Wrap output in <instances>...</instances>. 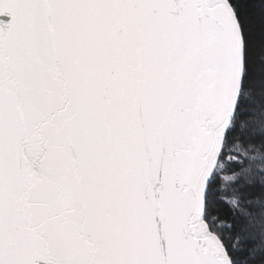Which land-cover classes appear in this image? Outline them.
Listing matches in <instances>:
<instances>
[{"label":"snow or ice","instance_id":"6c2138e0","mask_svg":"<svg viewBox=\"0 0 264 264\" xmlns=\"http://www.w3.org/2000/svg\"><path fill=\"white\" fill-rule=\"evenodd\" d=\"M0 264H264V0H0Z\"/></svg>","mask_w":264,"mask_h":264}]
</instances>
